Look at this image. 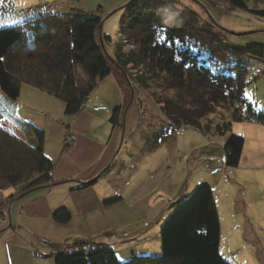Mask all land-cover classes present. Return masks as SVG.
<instances>
[{"label":"trees","instance_id":"obj_1","mask_svg":"<svg viewBox=\"0 0 264 264\" xmlns=\"http://www.w3.org/2000/svg\"><path fill=\"white\" fill-rule=\"evenodd\" d=\"M181 1L127 3L122 8L120 41L113 55L107 45L111 39L100 32L102 19L95 15L38 13L23 24L0 28V90L16 101L27 84L61 100L65 115L71 118L85 108L98 83L114 73L120 84L125 81L132 97L135 86L158 95L162 91L157 103L171 131L191 127L205 136L230 133L224 146L226 166L237 168L245 139L231 134L233 123L264 125V110L245 96L248 69L240 62L246 58L264 62V46L228 45L226 35L244 34L231 33L208 17L203 21L200 11ZM211 1L224 10H240L264 19V0ZM190 2L199 9V4ZM124 100V106L114 109L112 124L123 119L129 103L125 91ZM218 113L223 118L212 130L204 122L216 121L210 117ZM16 126L24 139L0 127V190H15L0 207L54 184L55 163L44 150L45 132L21 120ZM154 136L159 138L155 141L164 139L163 133ZM92 185L79 183L75 190ZM120 200L115 197L105 205ZM172 207L175 211L161 228V253L156 256L122 262L110 244L87 239L68 242L47 256L54 264H230L220 252L222 222L210 186L197 187ZM53 220L68 224L72 213L61 208L54 212Z\"/></svg>","mask_w":264,"mask_h":264},{"label":"rangeland","instance_id":"obj_2","mask_svg":"<svg viewBox=\"0 0 264 264\" xmlns=\"http://www.w3.org/2000/svg\"><path fill=\"white\" fill-rule=\"evenodd\" d=\"M130 1L0 0V28L23 24L38 13L95 15L102 19L103 35L111 39L107 45L113 55L120 41L122 8ZM198 1L199 9L195 8L190 0H183L186 6L200 11V19L203 21L208 17L231 33L244 34L226 35L228 45H238L242 48L264 46V19L240 10H224L220 3L211 0ZM249 5L252 6L253 3ZM259 7L262 8L261 3ZM240 65L248 69L246 92L250 101L264 110V62L246 58ZM121 85L128 105L134 103L128 125L133 127L136 133L132 140L125 141V145L127 140L128 143L123 150L128 147L131 154L129 158L126 156L127 167L116 173L115 178H111L116 191L125 192L126 196L123 211L128 216L124 224L121 220L123 225L118 227L119 233L137 230L140 231L141 237H151L156 229L161 231L166 220L175 211L172 207L174 203L190 197L197 187L208 185L214 192L221 215L222 253L226 260L230 264H239L233 258L237 255L234 257L238 259L240 256L243 260L241 264H264V125L233 123L231 134L243 137L245 148L240 165L237 168H229L226 166L224 146L230 133L226 136H205L191 127L171 131L170 122L157 103L162 91H159L158 95L135 86L132 99L125 81L121 80ZM20 98L37 100L35 104L38 108L52 113L55 125H61L68 119L64 114V103L46 92L23 84ZM0 105L6 106L1 98ZM9 110L13 112V106H10ZM210 118L217 120H206L204 123L213 130L223 115L218 113ZM143 126L145 129L142 131L149 133L144 144L139 137V129ZM158 133H163L162 141H155L158 137L155 138L154 135ZM159 191L161 193L158 195L161 197L154 202L153 194ZM118 213L119 216L124 214ZM47 241L43 245H49L50 241ZM159 249L161 250V240L159 247L156 242L145 248H132L125 254H120L119 260L127 262L136 256H156L161 253ZM31 258L25 252L15 253L12 263L33 264ZM43 261L44 264H54L53 258Z\"/></svg>","mask_w":264,"mask_h":264},{"label":"crops","instance_id":"obj_3","mask_svg":"<svg viewBox=\"0 0 264 264\" xmlns=\"http://www.w3.org/2000/svg\"><path fill=\"white\" fill-rule=\"evenodd\" d=\"M20 97L12 101L0 94L6 104L0 105V127L19 139H24V133L16 126L17 120L41 128L45 132V153L55 163L51 175L54 183L60 185L38 189L23 198L16 197L0 207V264H13L12 256L23 252L32 257L33 264H44L43 260L49 258L47 255L58 252L64 244L76 239L110 244L118 257L132 248H145L156 242L159 247V228L148 238L141 237L137 230L124 234L118 231L128 216L123 211L126 196L125 192L116 191L111 178L127 167L131 154L128 147L125 151L123 149L128 143L127 140L125 145L126 139L132 140L136 130L128 125L134 103L127 106L118 125L111 122L114 109L125 104L124 91L116 75L112 73L101 80L85 108L61 125L54 124L52 113L37 107V100H22ZM10 106H13V112H10ZM68 129L74 131L76 140L66 148L64 139ZM144 129V126L139 129L143 144L149 134L142 131ZM105 169L91 187L75 190L79 183L94 180ZM14 193V189L0 190V205ZM159 193L153 194L154 202L161 197ZM115 197H121V200L105 205V201ZM61 208L72 213L68 224H58L53 220L54 212ZM118 212L124 214L119 216ZM42 239L49 240L50 244L42 245ZM222 241L223 227L220 252L226 259L222 253ZM234 256V260L241 264V257L237 259Z\"/></svg>","mask_w":264,"mask_h":264},{"label":"built area","instance_id":"obj_4","mask_svg":"<svg viewBox=\"0 0 264 264\" xmlns=\"http://www.w3.org/2000/svg\"><path fill=\"white\" fill-rule=\"evenodd\" d=\"M75 140H76V134L74 133V131L72 129H69L67 131L65 139H64L65 147H70L74 143ZM44 242L47 243L48 241L47 240H45V241L42 240V244Z\"/></svg>","mask_w":264,"mask_h":264},{"label":"water","instance_id":"obj_5","mask_svg":"<svg viewBox=\"0 0 264 264\" xmlns=\"http://www.w3.org/2000/svg\"><path fill=\"white\" fill-rule=\"evenodd\" d=\"M193 1H194V2H197V3L200 5V3H199L198 0H193ZM100 32H101V34H102V28H101ZM235 34H236V33H235ZM240 34H242V33H240ZM101 38H102V37H101ZM101 41H102V39H101ZM124 76H125V78H126V80H127L128 85L131 86V83H130V81L128 80V78H127V76H126L125 73H124ZM132 93H133V97H132V99H134V92L132 91ZM106 170H107V169H105L102 173H100V175H98V177H96L94 180H92V181H90V182H91L92 184L96 183V182L98 181V179L101 177V175L105 173ZM57 185H60V183H54V184L50 185L49 187L57 186Z\"/></svg>","mask_w":264,"mask_h":264},{"label":"snow or ice","instance_id":"obj_6","mask_svg":"<svg viewBox=\"0 0 264 264\" xmlns=\"http://www.w3.org/2000/svg\"><path fill=\"white\" fill-rule=\"evenodd\" d=\"M245 96H246L247 98H249V99H250V97H248V94H247V93H245Z\"/></svg>","mask_w":264,"mask_h":264}]
</instances>
